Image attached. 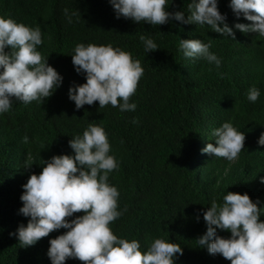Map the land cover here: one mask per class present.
Masks as SVG:
<instances>
[{"label": "trees", "instance_id": "16d2710c", "mask_svg": "<svg viewBox=\"0 0 264 264\" xmlns=\"http://www.w3.org/2000/svg\"><path fill=\"white\" fill-rule=\"evenodd\" d=\"M187 2L172 0L167 10L186 11ZM65 8L77 12L72 23ZM218 9L230 27L250 23L234 15L229 0H218ZM0 16L38 25L43 40L38 51L49 55L47 62L63 77L43 104L14 100L10 111L0 115V264H51L48 241L65 229L28 247H20L10 234L28 219L18 211L22 185L31 173L42 170V159L72 154L68 140L90 122L104 128L119 164L109 182L120 193L118 209L126 211L110 223L114 234L137 239L142 249L154 237L177 242L183 254L176 264H230L196 247L194 239L206 230L203 211L213 196L220 202L225 190L247 192L264 204V183L259 180L264 176V145L257 143L264 132V37L233 28L232 39L207 26L174 19L155 26L117 18L109 0H0ZM140 34L151 36L158 48L146 53ZM180 38L210 43L221 66L184 57L178 51ZM77 42L119 46L140 61L143 75L130 97L137 104L134 112H120L111 105L99 108L98 101L75 108L68 88L85 79L71 61ZM253 85L260 89L254 103L246 98ZM133 117L138 123H131ZM224 121L245 135L244 148L231 162L202 151L214 143L211 131ZM64 264L83 262L67 259Z\"/></svg>", "mask_w": 264, "mask_h": 264}, {"label": "clouds", "instance_id": "9594fccd", "mask_svg": "<svg viewBox=\"0 0 264 264\" xmlns=\"http://www.w3.org/2000/svg\"><path fill=\"white\" fill-rule=\"evenodd\" d=\"M172 0H109L117 18L161 25L169 20L207 26L210 30L234 39L233 28L242 33L255 32L264 37V0H229L234 15L250 23L236 22L232 27L218 9V0H188L185 10L168 11ZM187 13V16H185ZM68 23L76 11L64 9ZM144 51L156 50L151 36L139 35ZM43 43L40 27L29 26L11 17L0 16V115L12 108L13 101L27 105L43 104L62 84V75L42 56L38 46ZM8 49L6 51L5 49ZM178 51L186 58L204 60L221 66V58L210 51V43L199 38H180ZM75 71L84 74L83 83L71 84L68 98L75 108L111 105L120 112H134L137 104L130 102L138 80L143 75L139 60L128 51L112 44L97 45L77 42L71 52ZM260 89L255 85L246 91L249 102H256ZM131 123H138L133 117ZM213 142L202 149L212 157L234 161L244 148V132L229 121L211 131ZM28 142V137L23 138ZM123 142V141H121ZM257 143L264 145V132ZM72 154H54L42 159V170L31 173L22 185L19 213L27 217L14 234L20 247L34 245L50 232L65 229L50 238L47 256L51 264H64L78 259L83 264H176L183 248L177 242L154 237L142 249L137 239L114 234L110 223L126 209H118L119 191L109 182V174L119 164L111 154V145L101 125L88 123L82 133L68 140ZM33 164V163H32ZM32 164H25L28 168ZM264 183V176L259 177ZM259 205V206H258ZM74 213H82L74 215ZM264 204L253 200L247 192L225 190L220 202L216 196L203 211L206 230L195 238L196 247L211 255L219 254L230 264H264ZM71 219H68V218ZM199 220V213L196 215ZM217 230L230 232L227 237Z\"/></svg>", "mask_w": 264, "mask_h": 264}]
</instances>
